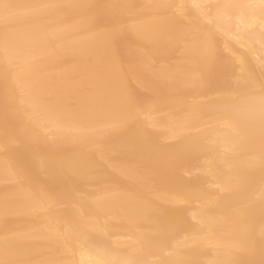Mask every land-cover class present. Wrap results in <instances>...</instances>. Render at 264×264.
<instances>
[{"label":"bare ground","instance_id":"6f19581e","mask_svg":"<svg viewBox=\"0 0 264 264\" xmlns=\"http://www.w3.org/2000/svg\"><path fill=\"white\" fill-rule=\"evenodd\" d=\"M260 2L0 0V264H264Z\"/></svg>","mask_w":264,"mask_h":264},{"label":"rangeland","instance_id":"374dc122","mask_svg":"<svg viewBox=\"0 0 264 264\" xmlns=\"http://www.w3.org/2000/svg\"><path fill=\"white\" fill-rule=\"evenodd\" d=\"M179 7H180V6H179ZM177 8H178V7H177ZM175 9H176V8H175ZM175 9H174V10H175ZM178 9H179V8H178ZM177 11H178V10H177ZM262 30L264 31V28H263ZM233 38H234V37H233ZM233 38H232V39H233ZM234 40L237 41V39H235V38L233 39V41H234ZM239 46H240V45H239ZM223 48H224V52H225V53H228V50L226 49V47H223ZM241 48L244 49L245 47H244V46H240L239 49H241ZM242 49H241V50H242ZM255 53H256V52H255ZM253 54H254V52H253ZM253 54H251V55H252L251 57H252V58H255L254 60L257 59L256 61H258V59H259V61H260V58H259V57H261V56L264 55V54H262V53H260L261 56L259 55V53H258V55H257V54H254V55H253ZM236 57H238V56H236ZM256 57H257V58H256ZM259 61H258V63H259ZM237 63H239V62L237 61ZM237 63H236V64H237ZM262 63H263V62L261 61V62L259 63V65H262ZM239 65H240V63L237 64V66H239ZM14 66L17 67V65H14ZM237 69H238V68H237ZM238 71H240L239 73H242V70H241V69L237 70V72H238ZM231 81L233 82L234 80L231 79ZM231 81H230V83H232ZM233 83H235V81H234ZM233 83H232V84H233ZM252 89H253V90H251V91L254 92V93L259 92L260 90H263V89H264V82L262 81L258 87H256V88L254 87V88H252ZM213 97H215V96H213ZM210 98H212V97H210ZM208 99H209V97H208ZM39 116H40V115H39L38 113L33 114V117H34V118H38ZM202 128H203V127H202ZM47 130H48V131H45V133H46V134H49V129H47ZM175 139H176V138H172V139H171V138L163 139V141L165 140L163 143H164V144H169V145H170V144H173V142H174V143L176 142ZM220 150H221V152H222V150L226 151V150L224 149V147H221ZM224 151H223V152H224ZM226 153L230 154V153H232V152H231V151H226ZM185 169H186V168H185ZM194 174H195V175L198 174V171H197V170H193V171L187 172V173H185V176H187V177H193ZM7 183H8V182H5V184H7ZM208 185H209V186H213V187H215L212 183H208ZM263 186H264V185H263ZM58 207H60V206H58ZM61 207H62V206H61ZM61 207H60V208H61ZM125 239H128V238H125ZM152 260H156V258H153Z\"/></svg>","mask_w":264,"mask_h":264},{"label":"snow or ice","instance_id":"6c2138e0","mask_svg":"<svg viewBox=\"0 0 264 264\" xmlns=\"http://www.w3.org/2000/svg\"><path fill=\"white\" fill-rule=\"evenodd\" d=\"M196 7H199V5H197ZM259 7L261 9V12L264 13V0H261Z\"/></svg>","mask_w":264,"mask_h":264}]
</instances>
